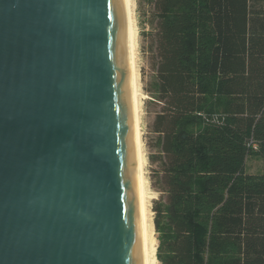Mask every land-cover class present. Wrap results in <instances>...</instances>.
I'll use <instances>...</instances> for the list:
<instances>
[{
	"label": "water",
	"instance_id": "water-1",
	"mask_svg": "<svg viewBox=\"0 0 264 264\" xmlns=\"http://www.w3.org/2000/svg\"><path fill=\"white\" fill-rule=\"evenodd\" d=\"M0 264H145L128 0H0Z\"/></svg>",
	"mask_w": 264,
	"mask_h": 264
},
{
	"label": "trees",
	"instance_id": "trees-1",
	"mask_svg": "<svg viewBox=\"0 0 264 264\" xmlns=\"http://www.w3.org/2000/svg\"><path fill=\"white\" fill-rule=\"evenodd\" d=\"M159 264H264V0H138ZM249 158L260 161L249 172Z\"/></svg>",
	"mask_w": 264,
	"mask_h": 264
},
{
	"label": "rangeland",
	"instance_id": "rangeland-1",
	"mask_svg": "<svg viewBox=\"0 0 264 264\" xmlns=\"http://www.w3.org/2000/svg\"><path fill=\"white\" fill-rule=\"evenodd\" d=\"M133 16L137 29V71L139 76V91L142 93L140 97V131H141V140H142V148L143 154L145 158V177L148 186V209H149V222L150 227L152 229L151 236L156 242V250L158 245L157 240V232L153 228V202L156 200L160 193L153 186L151 181V169L152 165L149 161L148 155L151 151L149 147L150 140L152 138V134L150 132V124L153 120L154 114L156 111L160 110L161 104L152 100V97L145 90L147 82H149L150 75L152 73L151 70V59L150 52L147 50V40L142 34L143 30H148V27L141 23V17L138 7V0H133ZM261 163L256 158H249L246 162V168L249 172H257L260 170ZM155 264H159L156 258L155 252Z\"/></svg>",
	"mask_w": 264,
	"mask_h": 264
},
{
	"label": "bare ground",
	"instance_id": "bare-ground-1",
	"mask_svg": "<svg viewBox=\"0 0 264 264\" xmlns=\"http://www.w3.org/2000/svg\"><path fill=\"white\" fill-rule=\"evenodd\" d=\"M129 4V24L132 50V89H133V108L136 133V146L138 158L140 204L144 238V259L145 264H155L156 242L151 236V227L148 209V186L145 177V158L142 148L141 131H140V97L139 76L137 71V29L133 16V0H128ZM143 96V95H142Z\"/></svg>",
	"mask_w": 264,
	"mask_h": 264
}]
</instances>
